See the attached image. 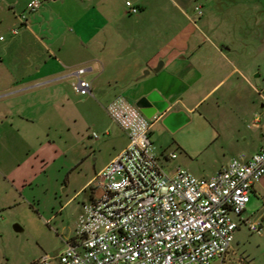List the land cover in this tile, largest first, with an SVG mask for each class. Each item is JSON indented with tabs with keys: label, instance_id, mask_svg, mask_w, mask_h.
Here are the masks:
<instances>
[{
	"label": "crops",
	"instance_id": "1",
	"mask_svg": "<svg viewBox=\"0 0 264 264\" xmlns=\"http://www.w3.org/2000/svg\"><path fill=\"white\" fill-rule=\"evenodd\" d=\"M30 1L0 0V27L10 33L11 29H18L17 34H11L14 38L17 35L15 41L0 40V55H11L7 63L0 62V145L12 139L40 144L50 140L54 144H68L76 139L80 115L70 104L66 107V103L73 94L81 102L91 96L78 95L74 90L72 94L63 87L70 86L74 79L72 72L80 67L87 69L84 75L91 82V98L96 94L113 95L112 108L124 127L131 126L132 131L134 125L145 124L133 140L161 123L163 115L147 117L137 105L142 97L156 91L168 103L167 112L184 110L189 116L195 113L198 102L191 101L194 104L188 105L184 96L199 95L211 88L210 91H220L204 110L207 111L204 117L212 126L207 143L218 144L216 156L221 159L227 153L239 152L250 155L264 145L263 126L255 116L256 102L250 82L252 75L261 74L257 73L259 67H252L248 56L250 41H218L217 36L213 40L204 32L197 41L194 34L180 26L173 27L169 9L160 3L156 19L150 10V0H130L139 7V12L134 16L127 14L131 16L129 20L124 13L127 0H39L41 7L28 14L24 25L16 16ZM58 1L77 8L63 14L53 7ZM171 1L179 12L188 7V0H181L180 4ZM78 7L84 9L82 23L76 17L80 14ZM94 15L98 16L97 24ZM258 25L264 30V20L255 26ZM213 26L209 27L211 30L207 28L212 33L217 31ZM259 48L264 49V40ZM250 121L254 131L248 130ZM255 134L261 138L254 139ZM133 140L84 184L92 188L94 195L97 188L92 187L94 181L102 182L100 172L121 158ZM251 144H255L253 152L243 151ZM212 163L207 166L209 175L220 168L213 172ZM260 181L251 194H258Z\"/></svg>",
	"mask_w": 264,
	"mask_h": 264
},
{
	"label": "rangeland",
	"instance_id": "2",
	"mask_svg": "<svg viewBox=\"0 0 264 264\" xmlns=\"http://www.w3.org/2000/svg\"><path fill=\"white\" fill-rule=\"evenodd\" d=\"M176 2L180 4L181 0ZM158 3L169 9L173 27L180 26L194 34L197 41L204 32L213 40L217 36L218 41L251 42L248 56L252 59V67H259L260 72L257 73L261 74L251 76L252 97L256 102L255 116H258L264 133V49L259 48L261 40H264V30L259 25L255 26L264 20V0H188V7H182L184 12H179L171 0H150V10L155 13L156 19L161 7ZM53 7L63 14L77 8L69 2L59 1ZM83 10L80 7V14L76 16L81 18V23ZM124 13L126 20L131 19L126 11ZM65 17L68 19V16ZM93 20L95 24L99 23L97 15L93 16ZM212 24L217 30L213 33L209 31ZM0 36L5 43L15 41L17 37L1 27ZM41 51L47 52L45 48ZM10 56L0 55L3 60L0 62L7 63ZM83 77L89 80L88 76ZM232 80L227 81L224 88ZM68 87L63 88L70 89L73 94L72 83ZM210 90L184 96L188 105L194 104L191 101L198 102L187 123L174 131L161 123L151 126L147 131L150 143L145 151L131 144L127 152L115 160L123 166L120 171L108 175L115 163L113 161L100 172L108 176L102 182L98 179L94 181L92 187H97L95 195L92 188L84 184L112 155L133 140L138 129L145 128L143 122L138 123L139 126L133 124L132 131L131 126L122 125L111 105L112 94H96L85 102L74 94L70 97L66 107L70 104L80 117L76 124V139L67 142L69 145L64 142L54 144L53 140H44L40 144L39 141L21 142L18 139L1 144L0 264H37L45 254H59L67 242L80 241L99 232L115 213L133 206L148 192L150 183L158 179L159 170L171 174L180 167L195 176H208L207 166L214 160L210 166L212 170L214 168L213 172L217 167L226 166L235 155L227 153L220 159L215 151L218 144L206 141L212 126L205 119L207 111L204 110L212 105L220 91ZM248 124V130L254 131L251 121ZM93 133L99 138H94ZM260 138L255 134L254 139ZM254 147L255 144H251L243 151L253 152ZM204 168L206 173H203ZM258 190L257 195L251 194L241 217L258 221L261 234L251 232L247 223L235 216L238 227L233 232V241L224 261L213 260L210 264H264V215L260 217L263 212L264 177ZM15 226L21 230H16Z\"/></svg>",
	"mask_w": 264,
	"mask_h": 264
},
{
	"label": "built area",
	"instance_id": "3",
	"mask_svg": "<svg viewBox=\"0 0 264 264\" xmlns=\"http://www.w3.org/2000/svg\"><path fill=\"white\" fill-rule=\"evenodd\" d=\"M41 5L39 0L30 1L16 16L19 22L25 25L28 14ZM125 7L128 14L139 12V7L130 0L125 1ZM17 33L16 27L11 29V34ZM86 71L80 67L72 72V88L78 95L92 97L91 82L83 77ZM93 137L98 139L99 135L93 133ZM149 143L147 131L133 140L142 151ZM122 168L115 161L108 175ZM108 175H101L102 181ZM263 176L264 145L250 155L239 152L209 176H195L180 167L171 174L159 170L158 179L150 183L148 192L133 206L114 214L92 236L67 242L59 254L41 256L37 264L223 262L238 227L234 217L242 219L252 189ZM242 220L251 232L261 234L258 221Z\"/></svg>",
	"mask_w": 264,
	"mask_h": 264
},
{
	"label": "water",
	"instance_id": "4",
	"mask_svg": "<svg viewBox=\"0 0 264 264\" xmlns=\"http://www.w3.org/2000/svg\"><path fill=\"white\" fill-rule=\"evenodd\" d=\"M137 105L147 117H153L157 113L163 114L161 123L170 131L176 130L189 121V116L184 110L167 112L168 103L156 91L142 97ZM15 229L21 230L19 226H15Z\"/></svg>",
	"mask_w": 264,
	"mask_h": 264
},
{
	"label": "trees",
	"instance_id": "5",
	"mask_svg": "<svg viewBox=\"0 0 264 264\" xmlns=\"http://www.w3.org/2000/svg\"><path fill=\"white\" fill-rule=\"evenodd\" d=\"M142 191V190H141ZM116 214V213H115Z\"/></svg>",
	"mask_w": 264,
	"mask_h": 264
}]
</instances>
